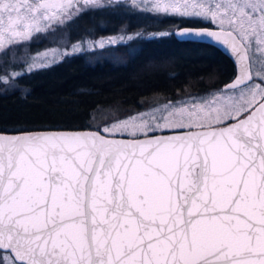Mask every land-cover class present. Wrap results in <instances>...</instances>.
Returning <instances> with one entry per match:
<instances>
[{"label":"water","instance_id":"95a60500","mask_svg":"<svg viewBox=\"0 0 264 264\" xmlns=\"http://www.w3.org/2000/svg\"><path fill=\"white\" fill-rule=\"evenodd\" d=\"M233 89L253 80L232 29ZM0 250L22 264H264V97L228 123L139 137L0 131Z\"/></svg>","mask_w":264,"mask_h":264},{"label":"rangeland","instance_id":"374dc122","mask_svg":"<svg viewBox=\"0 0 264 264\" xmlns=\"http://www.w3.org/2000/svg\"><path fill=\"white\" fill-rule=\"evenodd\" d=\"M95 13L99 17H91ZM192 18L236 30L248 48L253 80L233 89L212 80L205 90L152 95L137 108L100 107L87 128L139 137L237 120L264 97V0H0V91L25 92L21 77L75 54L121 60L122 48L133 51L140 40L171 35L180 20ZM0 264L22 263L0 250Z\"/></svg>","mask_w":264,"mask_h":264},{"label":"trees","instance_id":"16d2710c","mask_svg":"<svg viewBox=\"0 0 264 264\" xmlns=\"http://www.w3.org/2000/svg\"><path fill=\"white\" fill-rule=\"evenodd\" d=\"M95 15L91 17H99ZM120 51L121 60L104 56L92 61L75 54L21 77L25 92L0 91V131L86 129L97 108H137L152 95L177 96L188 87L205 90L212 80L223 86L236 73L233 63L207 44L174 34L140 40L135 50Z\"/></svg>","mask_w":264,"mask_h":264},{"label":"flooded vegetation","instance_id":"af4514ba","mask_svg":"<svg viewBox=\"0 0 264 264\" xmlns=\"http://www.w3.org/2000/svg\"><path fill=\"white\" fill-rule=\"evenodd\" d=\"M174 20V19H173ZM178 25V28H177V31L182 28V27H185V26H191V27H213V28H227V29H232L234 31H236L235 29L233 28H230V27H224V26H221V25H217V24H212L211 22H209V20H205V19H200V18H192L190 20H185V21H182L180 20V22L177 24ZM177 31L176 32H173L171 34H174L176 37H178L180 40H184V41H193V42H198V43H201V44H207L208 46H210L213 50L217 51L218 53H220L222 55V57L224 58H228L230 60V62L233 63L234 67H235V72H236V65L234 63V61L226 54L224 53V51L219 48L218 46L216 45H213V44H210V43H207V42H203V41H195V40H187V39H181L178 35H177ZM168 35L166 36H161V37H167ZM5 252V251H4ZM8 252V251H6ZM10 253V252H9ZM11 254V253H10ZM13 257V256H12ZM15 260V259H14Z\"/></svg>","mask_w":264,"mask_h":264}]
</instances>
